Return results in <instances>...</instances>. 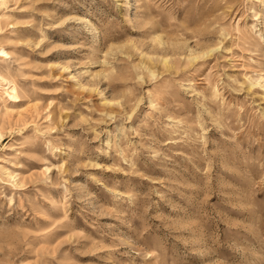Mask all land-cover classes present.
Returning a JSON list of instances; mask_svg holds the SVG:
<instances>
[{
    "label": "rangeland",
    "instance_id": "obj_1",
    "mask_svg": "<svg viewBox=\"0 0 264 264\" xmlns=\"http://www.w3.org/2000/svg\"><path fill=\"white\" fill-rule=\"evenodd\" d=\"M0 264H264V0H0Z\"/></svg>",
    "mask_w": 264,
    "mask_h": 264
}]
</instances>
